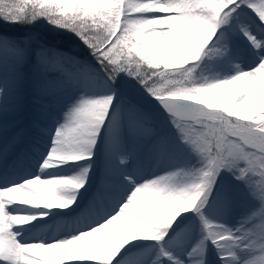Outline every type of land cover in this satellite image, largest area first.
Returning a JSON list of instances; mask_svg holds the SVG:
<instances>
[{
  "label": "snow or ice",
  "instance_id": "1",
  "mask_svg": "<svg viewBox=\"0 0 264 264\" xmlns=\"http://www.w3.org/2000/svg\"><path fill=\"white\" fill-rule=\"evenodd\" d=\"M25 17L29 23L44 17L73 36L95 67L55 49L41 47L35 52L41 66L62 72L84 91L68 106L51 146L39 152L33 173L7 175V169L25 156L17 146L26 129L9 134L0 125L5 138L0 162L7 161L0 168V264H116L130 251V242H161L177 217L182 219L191 210L201 222L203 239L217 248L221 260L264 264V0H0V19L16 24ZM238 40L245 42L243 51L250 59L244 68L231 63ZM5 47L0 38V72ZM8 51L17 65L28 54L27 48ZM121 75L160 105L171 133L159 134L151 114L113 87ZM5 89L0 83V94ZM122 120L131 130L155 137L153 148L161 157L186 155L195 163L141 182L123 175L124 191L103 203L102 185L93 200V206H102L82 222L55 219L71 215L100 139L110 161L126 163L119 141ZM10 153L15 156L9 160ZM69 163L79 166L71 176L47 171ZM110 171L115 173V168ZM221 171L232 173L259 204L248 217L257 223L247 230L215 225L201 211ZM37 184L47 195L34 188ZM15 205L37 208L42 214L54 208L70 211L30 223L34 214L14 209ZM61 225L66 231L55 239L29 241L21 235ZM237 249L247 250V256H239ZM197 251L203 255L201 244L189 257ZM165 260L177 264L161 246L146 264ZM192 264L203 261L192 259Z\"/></svg>",
  "mask_w": 264,
  "mask_h": 264
},
{
  "label": "rangeland",
  "instance_id": "2",
  "mask_svg": "<svg viewBox=\"0 0 264 264\" xmlns=\"http://www.w3.org/2000/svg\"><path fill=\"white\" fill-rule=\"evenodd\" d=\"M0 38L6 42L3 53V71L0 72V83L6 84L5 93L0 94V99L3 100V103L0 104V125L6 126L7 132L11 134L14 130L21 127V122L25 118L31 122V138L30 143L27 145V148L29 147L28 152L37 153L39 149H43L41 151H46L47 148L51 146V132H55L59 123L58 120L62 115L64 116L65 111L71 104H69L65 98L66 95H72L77 98L84 89L80 86H74L62 72L47 70L41 66L35 55L36 50L41 47L51 48L60 52H67L79 60H87V62L94 67L95 63L87 53H79L74 47L61 49L57 48L56 45L52 46L50 43H43L38 33L35 32L28 31L16 33L0 31ZM9 48H27L28 54L23 63L17 65L14 56L8 51ZM244 48L245 42L243 40L237 41V47L233 49V58L231 61L233 65L239 64L241 68H244L247 63H250V59L243 51ZM238 59H242V61L238 62ZM204 62L209 63L207 57H204ZM220 74L223 75L224 73L221 72ZM228 74L230 75L231 72L229 71ZM203 75H209V73L204 72ZM124 78L128 79L127 77ZM113 87L118 90L120 95L134 103L141 111L151 114L153 118L152 125L157 128L159 134H169L172 132L170 126L167 124L163 111L158 112L152 110L147 108L145 104L136 103L132 100L131 96L134 97L137 95L143 97L139 94L140 92L142 94L144 93V96H148L139 85L136 86L133 94L125 91V87L127 86L122 82H117ZM51 90L55 91L56 97H50V95L46 94L47 92H51ZM85 94L90 95L91 93L87 92ZM47 96H49L48 99H45ZM122 122L126 132L136 133L137 138H135V140L143 136L145 137V135L131 130L124 120H122ZM154 140L155 137L151 136L148 146L144 148L142 152H136L138 154L124 152L127 155V161L123 166H120L116 163L115 159L111 161L108 159L105 141L104 139H100L98 143L101 142L103 149L101 148L98 150V145L94 149V155L91 161L92 171L88 174V181L85 186L79 190L76 203H74L75 205L71 206V215L67 218L60 216L59 219H64L66 223L68 221L73 222L71 218L76 217L75 212L80 206V203H85L94 210L95 206L92 205L91 201L94 200L98 191L101 190L102 185H105L104 191L106 193L103 203H107L111 198L122 193L127 187V182L123 180V175L131 176L134 182H141L146 179H151L154 176H159L174 168L189 167L195 163V158H189L186 155L184 157H174L171 159L168 157H161L153 148ZM4 141L5 138L0 136V147L3 146ZM22 144L23 142L21 145ZM30 147H33L34 150H30ZM11 154L12 153H10L9 156ZM158 157H160V159H158ZM156 160H158L156 163L157 165H153ZM0 164H2V162H0ZM69 164V166L66 164L63 167L52 168V171H54L55 175H57L59 171L61 174H66L67 172L72 175L74 173L72 168H75L76 164ZM28 165H30L28 161L24 160V166L28 167ZM35 166L36 162L34 163V167H32V169L28 168L29 170H27L24 175L33 173L35 171ZM113 167L115 168V173L110 171V168ZM16 168H21V162L20 164L19 162L17 163ZM12 170H15V168ZM43 194L47 195V192ZM225 197H227V200H225ZM77 199H79L80 202ZM78 202L79 204H77ZM99 204L102 206L101 203H98V205ZM258 207V202L248 195L243 184L236 181L232 173L221 171L216 177L213 187L208 193V200L205 202V206L201 211L213 224L218 223L217 225H223L231 230L243 226V229L247 230L252 224L257 223V220H249L248 217ZM24 208L29 210V212L31 211L30 213H25L34 214V220L30 223H35L36 220L44 221L49 218L52 213L61 214L70 211L69 209L54 208L43 210L42 214L40 209H34L30 206H24ZM58 228L61 231H66L64 225ZM58 228L55 229L57 230ZM170 229H172L170 235L166 236V238L159 243L153 241L130 242V252H134L133 254L136 255L137 264H146V258L154 255L161 246L171 252L178 264H192V259L202 260L203 264H222L223 262L234 264L229 258L221 260L220 254H218L216 260H214L215 256L208 252L211 246L209 243L211 242L203 239L205 233L195 210L184 213L182 219L177 217L173 225L170 226ZM22 234L24 233H21V235ZM195 237L196 239L194 240ZM24 239L30 241L35 238L32 236V233H30L26 234ZM197 244H201L203 255H199L197 251L196 257L190 258L188 254ZM237 254L246 257L247 250L240 252L239 249H237ZM125 256L123 255L120 257V262L118 264L124 263L125 259L123 258ZM217 259H219L220 262H217Z\"/></svg>",
  "mask_w": 264,
  "mask_h": 264
},
{
  "label": "trees",
  "instance_id": "3",
  "mask_svg": "<svg viewBox=\"0 0 264 264\" xmlns=\"http://www.w3.org/2000/svg\"><path fill=\"white\" fill-rule=\"evenodd\" d=\"M28 18L25 17L24 20H22L20 23L16 24H10L6 23L3 19H0V23H3L5 25H8L11 27V29L15 30H36L41 32L48 40L50 41H56L59 39V44H61L64 48H72L79 53L85 52L87 53V50L83 48L82 45L79 44V42L70 34L63 32L62 30L58 28H54L52 25H50L47 20L44 17H39L33 20L31 23L27 22ZM88 54V53H87Z\"/></svg>",
  "mask_w": 264,
  "mask_h": 264
},
{
  "label": "bare ground",
  "instance_id": "4",
  "mask_svg": "<svg viewBox=\"0 0 264 264\" xmlns=\"http://www.w3.org/2000/svg\"><path fill=\"white\" fill-rule=\"evenodd\" d=\"M76 99V97H73V96H69L68 97V102H72V101H74ZM158 106H159V104H158ZM63 119H64V116L62 115L61 116V118L58 120V124H60V123H63ZM27 131H28V129H27ZM120 138H121V140L124 142V143H122V145H128L129 144V141H131L132 139H133V137H131L130 135H127V136H125V135H123V134H121V137H120V133H119V141H120ZM135 138V137H134ZM137 138V137H136ZM146 142V141H145ZM128 146H130V145H128ZM38 157V156H37ZM70 164H68V166H69ZM79 170V166L78 165H76V167L75 168H72V171L75 173V172H77ZM49 173H52V174H54V171H52V169H49V170H47ZM69 171V170H68ZM9 174V172H8V170H7V175ZM42 175H43V173H42ZM57 175H62V176H65V175H67V176H71V173H67L66 172V174H61V172L59 171L58 173H57ZM14 177V176H13ZM34 188L35 189H37L41 194H43V193H45L46 192V189H45V187L42 185V184H37V185H34ZM14 209H17V210H20V211H23V212H28V213H30L29 212V210H27V209H25L24 208V206H22V205H15L14 206ZM34 209H37V208H34ZM56 236H57V234H55ZM196 239V237L194 238V240ZM209 251H211V253H212V255L213 256H215V258H214V260H216V258H217V255L219 254L218 253V251H217V248L211 243V246H210V249H209ZM135 255V254H134ZM43 258H45V259H47V256H44ZM136 255L135 256H133V253L131 252V253H129L128 255H126V261H125V264H134L135 263V261H136ZM217 262H220L219 261V259H217ZM164 264H172V261H168V260H165L164 261ZM178 264V263H177ZM222 264H228V263H222Z\"/></svg>",
  "mask_w": 264,
  "mask_h": 264
}]
</instances>
